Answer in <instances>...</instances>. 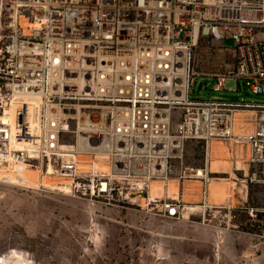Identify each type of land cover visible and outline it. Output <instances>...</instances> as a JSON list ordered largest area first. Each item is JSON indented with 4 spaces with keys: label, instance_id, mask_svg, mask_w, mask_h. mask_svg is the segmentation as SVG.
<instances>
[{
    "label": "built area",
    "instance_id": "built-area-1",
    "mask_svg": "<svg viewBox=\"0 0 264 264\" xmlns=\"http://www.w3.org/2000/svg\"><path fill=\"white\" fill-rule=\"evenodd\" d=\"M263 36L264 0H0V177L26 186L41 171L74 198L177 221L187 207L169 183L196 182L216 229L230 207L209 203L212 145L247 146V183L264 185V103L190 99L194 55L231 42L214 90L264 96ZM238 114L252 131L235 133ZM190 141L200 168L184 165Z\"/></svg>",
    "mask_w": 264,
    "mask_h": 264
},
{
    "label": "rangeland",
    "instance_id": "rangeland-1",
    "mask_svg": "<svg viewBox=\"0 0 264 264\" xmlns=\"http://www.w3.org/2000/svg\"><path fill=\"white\" fill-rule=\"evenodd\" d=\"M232 47L229 41L222 47L200 42L190 99L264 103V96L253 95L242 82L227 80L225 90H214L217 81L210 76L231 69ZM242 127L235 133L242 134ZM203 160V144L188 142L184 165L200 168ZM35 172L39 181L60 189L11 185L0 177V264H252L253 257L264 264V185L243 187L242 200V187L231 184L225 200L231 198L234 209L210 230L196 224V217L177 221L74 198L62 186L67 180ZM177 193L168 190L170 197Z\"/></svg>",
    "mask_w": 264,
    "mask_h": 264
},
{
    "label": "crops",
    "instance_id": "crops-1",
    "mask_svg": "<svg viewBox=\"0 0 264 264\" xmlns=\"http://www.w3.org/2000/svg\"><path fill=\"white\" fill-rule=\"evenodd\" d=\"M243 124H244L243 116L241 114H238L235 132L240 130V126ZM242 128H244V130L250 131L251 125L244 124V127ZM252 129L253 128H251V130ZM214 144L212 145V149H211L210 169L212 173L217 174L220 177L221 175L226 176V179L229 182L225 183L226 179L225 180L221 179L220 181H214L213 184L215 182L219 183V187L217 189L216 188L213 189V187H211L213 186V184L210 185L209 203L212 205H217L216 202H222L224 200V203L219 205L227 204V206H229L230 207L229 209L231 210L234 209L233 205L230 204L231 198L225 200V196L227 195V192L231 187V184L235 185V187L241 186L242 195H240V198H242V200L247 199V195L245 196L243 192H244V188L248 185L246 178L249 174V166L247 164L249 157V148L245 145L239 146L231 143L230 144L214 143ZM172 183H178V182L176 180H173L172 182L169 183V186ZM178 184H179V192L177 194H173L171 197L180 198L186 204L187 207L183 218L178 221H192V219L196 217L198 218V221H195V223L198 224L199 226L206 228L202 224V213H201L202 209L200 208L202 197L200 193L199 184L196 182H185L182 184L181 183ZM169 186L168 188H170ZM222 192H225L226 194H223ZM235 196H237V198L235 197L234 201H239L238 193H236ZM209 219L211 220V218ZM252 264H256V260L254 257L252 259Z\"/></svg>",
    "mask_w": 264,
    "mask_h": 264
},
{
    "label": "bare ground",
    "instance_id": "bare-ground-1",
    "mask_svg": "<svg viewBox=\"0 0 264 264\" xmlns=\"http://www.w3.org/2000/svg\"><path fill=\"white\" fill-rule=\"evenodd\" d=\"M238 116V115H237ZM237 118V117H236ZM236 125H237V120H236ZM84 159H82V163L80 164V169L81 170H88L89 169V165L87 164V162H86V160L84 161ZM215 167V166H214ZM99 169L101 170V171H106L107 169L105 168V167H102V166H100L99 167ZM26 176V178H27V180H28V182H30L31 184H33V185H35V186H45L46 188H53L54 190H56V189H60L59 188V184H57V185H55V184H51L50 183V181H48V180H40L39 181V176H38V173L37 172H35V171H28L27 172V174L25 175ZM44 178V177H43ZM47 178V177H46ZM49 179V178H48ZM52 181V180H51ZM62 181V180H61ZM30 184V185H31ZM213 184V183H212ZM62 186H65L64 187V189H67L68 188V183L67 182H64L63 184H62ZM170 188H169V190H170V192L171 193H177L178 192V186H177V184H175V183H172V184H170V186H169ZM211 187H213V189L214 188H218L219 187V183L218 182H215L214 184H213V186H211ZM161 190H162V185L160 184V183H156V184H154L153 185V187H152V191H153V193L155 194V195H159V194H161ZM225 191V190H224ZM223 194H226L225 192H222ZM224 197V196H223ZM194 211V210H193Z\"/></svg>",
    "mask_w": 264,
    "mask_h": 264
}]
</instances>
